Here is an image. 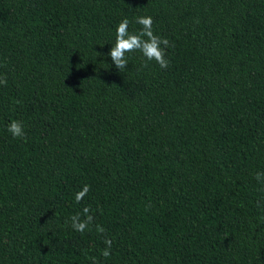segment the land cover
Segmentation results:
<instances>
[{
	"label": "trees",
	"instance_id": "trees-1",
	"mask_svg": "<svg viewBox=\"0 0 264 264\" xmlns=\"http://www.w3.org/2000/svg\"><path fill=\"white\" fill-rule=\"evenodd\" d=\"M0 75V264H264V0H0Z\"/></svg>",
	"mask_w": 264,
	"mask_h": 264
},
{
	"label": "clouds",
	"instance_id": "clouds-1",
	"mask_svg": "<svg viewBox=\"0 0 264 264\" xmlns=\"http://www.w3.org/2000/svg\"><path fill=\"white\" fill-rule=\"evenodd\" d=\"M135 22L141 25L139 32H130V21L127 17L115 27V40L112 47L109 49L107 56L111 58L113 65L119 71L127 68L128 58L127 53L139 52L144 58L142 67H147L149 62L155 61L162 69L168 67L169 61L166 59V49L170 47V42L167 38L161 37L153 31V18L150 15H142L135 17ZM0 85L7 86V76L0 75ZM7 131L14 138H25L24 125L19 120H11L7 125ZM257 181L264 180V173H256ZM90 185H83L82 188L74 194L75 201L80 203L90 191ZM84 218H81V213H77L70 217L71 227L74 231L84 233L89 225L93 222V216L90 215V208L84 207L82 210ZM98 233H103L104 229L96 226ZM106 247L101 250V255L104 258H109L112 254V240L105 238Z\"/></svg>",
	"mask_w": 264,
	"mask_h": 264
}]
</instances>
